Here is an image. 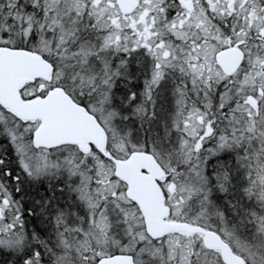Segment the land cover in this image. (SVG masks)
I'll list each match as a JSON object with an SVG mask.
<instances>
[{"label":"snow or ice","instance_id":"snow-or-ice-1","mask_svg":"<svg viewBox=\"0 0 264 264\" xmlns=\"http://www.w3.org/2000/svg\"><path fill=\"white\" fill-rule=\"evenodd\" d=\"M0 264H264V0H0Z\"/></svg>","mask_w":264,"mask_h":264}]
</instances>
